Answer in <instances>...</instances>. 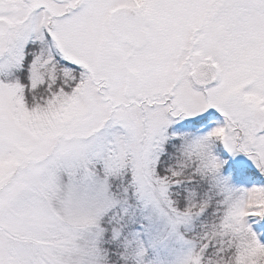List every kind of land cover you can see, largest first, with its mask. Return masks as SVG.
I'll use <instances>...</instances> for the list:
<instances>
[{
  "label": "snow or ice",
  "instance_id": "1",
  "mask_svg": "<svg viewBox=\"0 0 264 264\" xmlns=\"http://www.w3.org/2000/svg\"><path fill=\"white\" fill-rule=\"evenodd\" d=\"M0 264H264V0H0Z\"/></svg>",
  "mask_w": 264,
  "mask_h": 264
}]
</instances>
